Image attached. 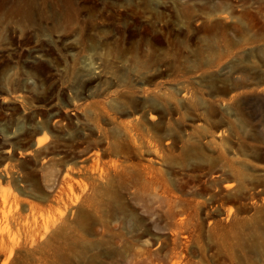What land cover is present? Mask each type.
I'll return each instance as SVG.
<instances>
[{"label": "rangeland", "instance_id": "1", "mask_svg": "<svg viewBox=\"0 0 264 264\" xmlns=\"http://www.w3.org/2000/svg\"><path fill=\"white\" fill-rule=\"evenodd\" d=\"M62 1L0 0V264H264V0Z\"/></svg>", "mask_w": 264, "mask_h": 264}, {"label": "bare ground", "instance_id": "2", "mask_svg": "<svg viewBox=\"0 0 264 264\" xmlns=\"http://www.w3.org/2000/svg\"><path fill=\"white\" fill-rule=\"evenodd\" d=\"M60 11H55L54 13V20H57L60 27L62 25L68 26L74 22L75 16L77 14V10L80 8L79 4L75 2L74 0H64L62 1L61 5H58ZM19 8H21L20 5H18ZM15 11H10L9 13L16 12V9L18 10L17 13H20L22 15H25L27 18H31V15L27 9H19L15 6ZM172 100V99H171ZM237 247V246H236Z\"/></svg>", "mask_w": 264, "mask_h": 264}]
</instances>
